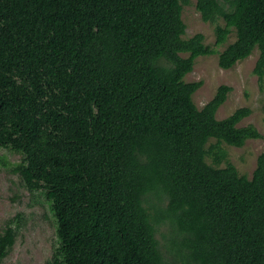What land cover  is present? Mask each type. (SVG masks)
I'll return each mask as SVG.
<instances>
[{"label": "trees", "instance_id": "trees-1", "mask_svg": "<svg viewBox=\"0 0 264 264\" xmlns=\"http://www.w3.org/2000/svg\"><path fill=\"white\" fill-rule=\"evenodd\" d=\"M187 1L0 0V146L55 219L44 264H264V152L250 176L219 165L220 142L261 133L238 125L247 106L216 117L230 85L198 107L184 79L198 55L228 68L256 47L261 83L264 0H196L215 44L234 32L219 51L183 36Z\"/></svg>", "mask_w": 264, "mask_h": 264}, {"label": "rangeland", "instance_id": "rangeland-1", "mask_svg": "<svg viewBox=\"0 0 264 264\" xmlns=\"http://www.w3.org/2000/svg\"><path fill=\"white\" fill-rule=\"evenodd\" d=\"M182 18L186 24L184 37L195 32L204 34V42L216 51L221 50L235 37L231 32L223 44H215V22L204 21L196 7V0L183 3ZM223 23L222 19L218 20ZM258 55V49L245 58L237 60L231 67L218 65V53L198 55L192 70L184 76L185 80L201 79L202 84L193 92L192 98L201 107L215 93L221 83L231 86L226 99L218 106L216 117L223 118L237 107L247 106L250 113L244 116L238 125L253 124L261 133L260 137L248 138L241 146L220 142L219 146L225 152L221 166L227 161L232 162L239 173L250 176L256 165L257 155L264 152V77L261 83L253 66ZM211 137L206 147L215 143ZM206 161L213 163L211 155H206ZM20 154L0 146V231L5 223L12 219L18 223L15 240L8 254L0 260V264H44L51 256L56 242L55 219L48 203L39 192L28 191L20 181L17 173L12 170L13 163L19 161ZM166 233L164 226L157 231V238L164 250Z\"/></svg>", "mask_w": 264, "mask_h": 264}]
</instances>
